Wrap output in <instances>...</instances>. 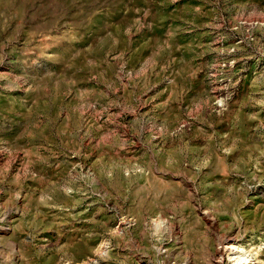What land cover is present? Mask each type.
I'll return each instance as SVG.
<instances>
[{
    "label": "rangeland",
    "instance_id": "rangeland-1",
    "mask_svg": "<svg viewBox=\"0 0 264 264\" xmlns=\"http://www.w3.org/2000/svg\"><path fill=\"white\" fill-rule=\"evenodd\" d=\"M231 242L264 264V0H0V264Z\"/></svg>",
    "mask_w": 264,
    "mask_h": 264
},
{
    "label": "bare ground",
    "instance_id": "bare-ground-1",
    "mask_svg": "<svg viewBox=\"0 0 264 264\" xmlns=\"http://www.w3.org/2000/svg\"><path fill=\"white\" fill-rule=\"evenodd\" d=\"M241 247L242 245H238L237 242H231L225 248H220L217 251V262L219 264H256L254 259L251 258L253 254L251 255L249 250L242 249L244 253L239 254Z\"/></svg>",
    "mask_w": 264,
    "mask_h": 264
}]
</instances>
